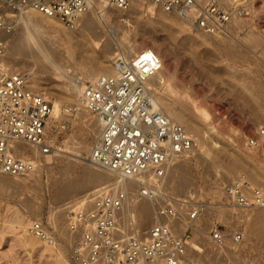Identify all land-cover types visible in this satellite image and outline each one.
Returning <instances> with one entry per match:
<instances>
[{
	"label": "rangeland",
	"instance_id": "obj_1",
	"mask_svg": "<svg viewBox=\"0 0 264 264\" xmlns=\"http://www.w3.org/2000/svg\"><path fill=\"white\" fill-rule=\"evenodd\" d=\"M152 9L156 13L161 12L154 7ZM106 12L109 17L105 21L115 28L114 39L117 43L133 42L137 38L144 40L170 64L173 73L171 83L176 91L173 103L186 108L181 119L195 126L193 132L188 133L199 138L204 145L203 150L197 148L178 160L172 173L166 176L162 192H159L163 197L154 201L151 208L158 212L162 206L179 202L176 199L187 200L193 204L185 208L188 218L193 207L200 206V215L194 227L198 225L201 233L196 234L194 230L191 242L200 246L203 252L194 251L190 242V260L195 259L201 264H264V239L257 238L259 229L249 233L259 209L245 210L235 206L223 191L226 183L241 175H245L253 186L264 190V139L255 149H249L246 145L247 137L257 136L258 131L264 128V0L254 3L244 16H238L239 24L231 23L224 32L216 34V38L209 36L212 37L210 39L181 20H178L181 25L177 26L162 21L159 16L138 10L111 7ZM55 23L63 30L55 32L47 29L44 35L60 43L66 38L71 41L73 61L65 63L70 66V76L59 77L47 64L39 61L13 65L9 62L7 51L4 59L5 65L11 69L28 71L32 75V87L53 104L58 102L61 108L76 103L67 89L83 66H89L101 53L100 49L92 48L76 28L68 29L59 22ZM220 35L227 36V43L222 46L215 43ZM235 50L238 52L233 53ZM121 51L123 49L119 46L115 53ZM109 56L114 54L109 53ZM105 70L112 74L109 62ZM163 97L159 96L162 107V101H165ZM194 106L198 108L197 113L192 111ZM81 112L87 113L83 109ZM76 115L66 134L56 138L59 149L57 157L41 159L40 166L25 176L7 178L19 185L0 188V264H67L64 261L75 264L71 252L80 235L68 237V202H92L83 196L89 193L93 199L95 194L107 190L101 189L95 193L96 188H89L68 198L57 197L69 178L79 174L83 168H90L94 176L103 171L86 161L89 154L80 155L78 151L79 142L86 138L87 126L96 117L88 113L86 117ZM209 126L216 131L211 132ZM67 169L73 170L66 172ZM179 182H183L181 189L176 187ZM133 184L125 190L127 196L132 190L138 195L144 187L151 190L149 184L140 181ZM113 188L114 185L109 190ZM37 220L42 221L59 238L62 256L57 251H44L41 242L33 246L25 243V237L31 234L32 223ZM215 223L220 224L227 234L229 255H220L209 240L211 226ZM152 224L146 227L144 233ZM185 228L186 225H183L176 229L180 232ZM239 229L245 232V239L240 245H235L232 237ZM194 252L198 253L199 260L194 258Z\"/></svg>",
	"mask_w": 264,
	"mask_h": 264
},
{
	"label": "built area",
	"instance_id": "obj_2",
	"mask_svg": "<svg viewBox=\"0 0 264 264\" xmlns=\"http://www.w3.org/2000/svg\"><path fill=\"white\" fill-rule=\"evenodd\" d=\"M257 1L237 0L232 5L224 0H0V34L12 33L19 14L29 11L74 29L95 3L128 10L139 2L184 19L192 30L216 35L227 29L234 16H244L248 4ZM7 46L0 40V174L25 176L36 169L38 159L57 157L56 138L66 134L81 109L100 120L102 133L90 158L109 171L133 177L152 168L162 178L172 159L192 153L196 140L170 118L147 85L163 68L154 50L141 51L135 60L124 51L115 53V75L88 82L82 89L81 105L67 104L56 111L53 102L32 87L28 71L5 65ZM262 139L264 128L257 136L246 138L247 148L259 147ZM33 148H38L39 156ZM223 191L240 208H264V190L253 186L245 175L226 183ZM141 193L151 195L148 188ZM126 197L125 192L113 188L97 194L92 202L70 205L69 229L80 233L71 252L75 264H195L188 253L200 206L192 209L186 228L180 232L171 222H159L149 228L147 236L139 231L125 234L119 229V215ZM177 214L172 205L158 210L159 217L169 220ZM31 233L42 243H58L41 221L33 222ZM226 239L222 226L213 224L210 240L217 249L226 245ZM232 239L240 245L244 231L237 230ZM198 252L202 253V248Z\"/></svg>",
	"mask_w": 264,
	"mask_h": 264
},
{
	"label": "bare ground",
	"instance_id": "obj_3",
	"mask_svg": "<svg viewBox=\"0 0 264 264\" xmlns=\"http://www.w3.org/2000/svg\"><path fill=\"white\" fill-rule=\"evenodd\" d=\"M224 1L232 5L237 4V0H224ZM107 8H110V7L100 4V3H95L91 11H89L87 14L84 15L80 25L76 28V31L79 32L80 36H82L83 39H87L88 42L91 43L92 48L100 49L101 54L98 55L97 58H95L94 62H91L89 66L82 65L83 68H82L81 73L76 74V78L71 82V86L67 89V92L69 93V95L74 98L76 102L75 105L82 104L81 94H82V89L85 84L96 80L100 76L115 75L117 73L116 68L112 63V57L109 56V53L115 54V51L119 49V46L122 47L124 53L129 57V59H134V60H135V56L145 49H152L156 52V50L153 49L151 46H149L144 40H141L138 38L133 42L131 41L122 42L119 40L120 42L117 43V40L114 39L116 35L115 28L113 26H108L105 21L109 17L108 13L106 12ZM152 8H153L152 6H148L145 8L144 5L139 2H135L133 6L131 7L132 10H138L142 13H150L152 16H159V18L162 21L170 25H177V26L181 25V23H179L178 20H181L184 23L186 22L184 21V19L178 16H175V15L165 14L163 12L156 13L153 11ZM252 8H253V3L248 4L246 10H251ZM17 22H18L17 28L12 33L0 34V40L3 42H7V45H8L6 51L8 53L9 62L12 63L13 65H20L24 63L39 61V62L47 64V66L50 69H53L55 71L54 74L59 75V77L60 75L61 77H63L64 75L70 76V72H69L70 70H68L70 66L65 63H71V61H73L72 52L70 51L71 41L66 38L63 40L64 41L63 43H60L44 35L47 29H52L55 32H59L60 30H63L59 25L55 23L58 21L52 18H49V17H45L35 11H29L27 13L19 14L17 18ZM240 22L241 21L238 16H234L231 21V23H234L236 25L239 24ZM204 36L206 39H208L209 36L214 37L215 35H209V34L204 33ZM225 37L222 35L221 37L215 40V43L218 45L221 44L222 46L223 43L225 42L227 43V38ZM224 50L226 49L224 48ZM229 50H232V49H229ZM225 52H228V51H225ZM232 52L234 53L238 51L235 50ZM159 57L161 58L163 62V68L158 72L157 75L150 78V80L147 82V85L148 87L154 90L156 98L158 94L157 100L159 104L161 102V100H159V96L160 98L164 96L163 99L165 101L164 102L162 101L163 103L162 105L164 108L161 106V104L160 106L170 116V118L174 120L175 122L182 124V126L184 125L186 130L192 133L195 126L193 124H186L181 119L183 109H186V108L181 106L182 104L180 105V107H178L176 103L175 104L173 103L174 102L173 97L176 94V91L171 83V79L173 80L172 78L173 73L171 72V66L168 62L163 60V58L160 55ZM61 61L63 62L62 64L60 63ZM108 62H109V65L111 66L112 74H110L109 71L105 70V67L107 66ZM33 74H34L33 76L35 80L36 79L35 73L33 72ZM54 107L56 111H59L61 109L60 104L58 102L54 103ZM193 110H194V113L195 112L197 113L198 108L194 106L192 108V111ZM81 111L78 113L80 117H86L88 112L85 110L87 112L85 114ZM79 115H76V116L79 117ZM209 130L211 132L216 131V129L213 126H209ZM86 131H87L86 138L83 141L79 142L78 151L80 152V155L89 154V157L88 158L86 157V161L94 166H98L92 162L90 157H91V153L93 151L94 145L96 141L100 138L101 133H102V126H101L100 120L96 118V120H94L93 123L87 126ZM194 139L196 140V145L193 151H196L197 148L199 150H203L204 145L201 143L199 138L194 137ZM214 144L217 145V142H214ZM33 152L37 156H39L38 148H33ZM180 158L181 157H177L171 160V162L169 163L166 169L165 176L162 178L158 177L152 168H149L148 170L141 172L133 177H127V176H123L120 173L109 171L100 166L98 167L101 168L103 171L98 173V176H94L92 174V170L88 167H85L83 168V170L80 171L79 174H73L69 178V180L67 181L63 189H61L59 194H57V197L59 199L68 198L72 194L83 192L85 190H88L89 188H96L95 193L100 191L101 189H107L105 191H108L112 185H114V189L125 192L127 188H131V186L134 185L133 184L134 181H140L142 184H149L151 190L148 187H144V188H148L149 193L151 195L144 196L141 192H139V195L134 194L133 190L129 193V195L126 197V200L124 202V210L119 215L120 231L125 234L128 232L132 233L135 231H139L143 233V236H147V231L146 233H144L146 227L147 226L149 227V225H151L152 223H153L152 225H154L159 222H165V223L171 222V225L173 228L180 229L181 227H183V225L184 226L186 225L184 223V221L187 220L186 215H185V208L193 206L191 202L189 203V201L187 200L176 199V201H179V202L177 203L174 202L172 205L176 208V210L178 211V214L174 219H171V220H169L168 218L159 217L158 212L155 211V209L151 208L154 205V201H159V199L163 197V195L161 196L159 192L160 191L162 192V188L164 186V180L166 176L170 174V172L172 173L173 171L172 169L176 166ZM40 161L41 159L37 160L36 167L40 166ZM71 170L73 169H67L66 172L67 171L69 172ZM106 175L108 176V178H105ZM7 178H9V175L0 174V188H5L12 184L19 185L18 182H13L11 180L9 181L7 180ZM114 179L115 181L110 183V181H113ZM103 185H106V187L103 188ZM176 187L181 189L183 187V182L182 183L179 182L178 184H176ZM91 196L92 194L87 193L85 194V196H83V198L87 197L88 200L89 198L90 200H93L91 199ZM94 196H96V194ZM76 201H79V200H76ZM68 203H67L68 204L67 207L69 208L70 205H74L75 202L74 203L68 202ZM193 208H195V206ZM258 209H259V214L254 219L253 222H255V224H253L249 233L252 234L255 231V229H259L260 235L258 234L257 238L264 239V208H258ZM245 210H250V209H245ZM155 214H157L156 217H155ZM31 227H30V233H31ZM195 227H196L194 229L195 233L196 234L201 233L199 226L195 225ZM45 228L47 229L46 226ZM68 230L69 231L67 232V234L69 238H73L77 234L80 235L79 232H73L70 229ZM49 233L52 234L55 237V239H57L58 241L59 238L53 232L51 233L49 231ZM37 240L38 239H36L32 233L29 235V237H25V243L30 246H33L37 244V242H40ZM210 242L212 243L211 240ZM227 242H228V238L226 239V245H227ZM260 242H263V241H260ZM191 243L194 248V251L201 250L200 246L196 245L193 242ZM58 244L59 243H55L51 245L47 243H42L41 247L44 249V251L48 253L55 252V251L60 252L59 256L60 255L62 256V251H61L62 247L58 246ZM226 245L224 247L217 249L220 255H225V254L229 255L231 253L230 251H228L229 249L226 247ZM213 246L215 245L213 244ZM193 248H191L192 249L191 251H193ZM193 256L194 258L197 257L198 260L200 258L198 257V253L195 254V252ZM192 261L195 264H201L199 261L195 259H193ZM64 262L68 264L67 261H64Z\"/></svg>",
	"mask_w": 264,
	"mask_h": 264
}]
</instances>
